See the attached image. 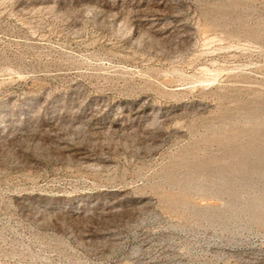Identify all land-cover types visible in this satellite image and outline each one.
<instances>
[{
    "label": "rangeland",
    "instance_id": "1",
    "mask_svg": "<svg viewBox=\"0 0 264 264\" xmlns=\"http://www.w3.org/2000/svg\"><path fill=\"white\" fill-rule=\"evenodd\" d=\"M0 264H264V0H0Z\"/></svg>",
    "mask_w": 264,
    "mask_h": 264
},
{
    "label": "bare ground",
    "instance_id": "2",
    "mask_svg": "<svg viewBox=\"0 0 264 264\" xmlns=\"http://www.w3.org/2000/svg\"><path fill=\"white\" fill-rule=\"evenodd\" d=\"M156 15V14H155ZM204 67V66H203ZM202 68V67H201ZM205 69H207V67L205 68ZM203 71H204V69H203Z\"/></svg>",
    "mask_w": 264,
    "mask_h": 264
}]
</instances>
